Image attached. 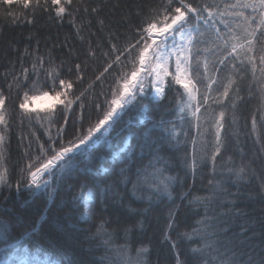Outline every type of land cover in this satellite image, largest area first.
Returning <instances> with one entry per match:
<instances>
[{
	"label": "trees",
	"instance_id": "obj_1",
	"mask_svg": "<svg viewBox=\"0 0 264 264\" xmlns=\"http://www.w3.org/2000/svg\"><path fill=\"white\" fill-rule=\"evenodd\" d=\"M230 2L232 0H194L197 4H219L221 8ZM47 3L50 11L37 9L34 15L29 14L28 18L32 23L21 18L18 23L13 24L0 18V88L5 89L7 93L11 75L6 80L3 74L19 72L20 57L27 49L31 55L24 57V66L30 65L33 55H43L45 60L51 57L57 65L64 61L65 70L77 62L82 63V66L86 63L83 81L76 83L75 91L79 94L90 84L95 83L94 88L87 92V103L89 100H95L102 89L108 92L109 86L113 83L115 72L106 73L101 81L95 80L108 62L103 53L111 51L112 43L123 47L134 36L133 25L139 23L136 17L138 6H143L147 11L149 6L159 3V0H76L72 7L73 15H65L62 20L56 17V6L51 0H47ZM93 7L97 8L96 13L91 12ZM244 11L246 15L250 14V10ZM73 17L75 26L71 22ZM101 19L104 21L103 26L99 23ZM224 19L231 21L235 18ZM217 27L221 35L228 31L219 20ZM256 37L258 64L256 77L259 78L258 61L260 53L264 52V28L257 31ZM89 42L94 48L98 46L97 55L85 61L83 53L88 49ZM218 43L222 50L223 41ZM199 47L201 79L197 87L200 94L206 95L209 78L213 77L215 80L208 90L210 95L207 103H201L203 106L198 113L199 121L185 107L188 98L184 95V89L178 85L172 84L160 102H154L150 98L151 89H148L149 94L140 101V104L149 107L148 115L152 121L163 119L164 126H171L169 123L171 122L180 132L178 140L171 143L167 140L163 142L159 155L167 164L162 161L156 165L157 168L163 169L161 178L176 177L169 188L171 199L167 194L153 193L150 201L138 200L129 192L132 188L131 183L127 186L123 184L116 186L113 181L117 177L104 171L108 169L111 172L113 165L116 171H119L123 165L117 163L118 157L114 159V155L124 146L130 134L131 144L136 145L151 126V122L145 124L139 122L141 115L139 106L126 111L121 121L115 125V131L109 134L110 142H102L92 150L93 160L89 166V175L96 178L98 188L103 189L109 185H112V188L105 203L96 201L91 218L87 221L80 217L83 209L72 205V194L79 191L78 188L74 189L72 194L66 190H58L51 201L42 190L32 193L21 186L17 191L19 170L24 162L25 146L28 144V140L21 137L29 136L32 132L39 135L42 140L47 137L39 125L30 127L27 121L22 125L14 114L10 117V128L5 134L4 154L7 157L6 167L9 169L11 187L0 186V227L7 225L9 238L7 242L0 241V262L7 260L8 264H18L22 260L29 262L33 257H37L57 264H116L112 248L104 244L107 236L94 235L97 225L103 222V227L109 233L120 229L115 239L117 245L124 244L123 228H129L131 255H136L137 247L141 245L147 247L149 251L144 255L146 264H177V256L185 264H222L223 259L233 254L231 251L226 252V249L233 248L237 249L235 251L237 264H246L249 257L253 259L254 264H260L264 259V195L260 193L259 182L254 181L251 185L237 187L227 178V173L219 165L213 173L211 163L201 157L204 155L202 151L204 144L209 145L208 154L211 153V145L215 140V128L211 125L223 111L225 118L221 135L227 143L224 158L233 156L235 162L239 164L242 158H255L259 153L261 159H264V153L260 151L261 144L257 143V135L252 134L253 118L257 122V134L264 125L262 94L264 90L254 79L251 66L240 64L232 57L224 64H220L219 51L209 54L203 49L211 45L201 44ZM205 60L209 68L207 76L203 74ZM127 70L131 71V65ZM230 78L235 83L229 90L230 96L224 97V85ZM72 79L75 80V77ZM102 100L101 96L100 101ZM180 108L185 109L183 113L179 111ZM11 110L10 102L9 111ZM87 112L86 107L85 113ZM129 120L132 121L131 124L128 123ZM197 124L200 125L199 128ZM2 130L3 126H0V131ZM52 135H56L55 128L52 129ZM159 135L160 132L152 133L153 138ZM194 137L197 140L195 155L198 160L195 179L183 163L185 157L189 160L192 158ZM33 146L35 147L34 139ZM155 147L156 145H152L153 149ZM136 152L138 156L141 155L138 147ZM151 159V149L145 147L141 163L147 165ZM85 160L86 156L79 157V161ZM82 167L83 165L81 169ZM255 167L259 168V164L257 163ZM135 171L136 166H133V173ZM148 171L151 172L152 169L149 168ZM52 187L66 189L67 186H58L53 181ZM224 189L235 195L225 196ZM150 192L151 190L144 186L143 191L137 195L146 197ZM149 205L151 210L146 216L129 215V207L141 210L148 208ZM237 211L241 215H236ZM169 212L175 214L172 229H168ZM137 221L142 222V229L137 225ZM241 226L247 229L243 236L240 235ZM224 228L228 231L225 232ZM193 229L199 231L194 232ZM165 231L170 233L169 241L164 240ZM184 233H188L190 239L186 238ZM241 241L244 242L243 247H239ZM173 242L176 245L175 249L172 248ZM191 249H202V252L194 258ZM241 253H244L242 260Z\"/></svg>",
	"mask_w": 264,
	"mask_h": 264
},
{
	"label": "snow or ice",
	"instance_id": "obj_2",
	"mask_svg": "<svg viewBox=\"0 0 264 264\" xmlns=\"http://www.w3.org/2000/svg\"><path fill=\"white\" fill-rule=\"evenodd\" d=\"M55 5V15L63 19L65 15L72 16V7L76 0H51ZM50 11L47 0H0V18L9 20L11 23H18L21 18L32 23L29 14H35V11ZM78 10V9H77ZM244 10H250V14H245ZM85 11H88L85 9ZM91 12L96 13L97 8L93 7ZM136 17L139 23L133 25L134 36L129 39L123 47L117 44H111V51L103 53L108 58V62L103 72L95 77L96 81H101L105 74L113 75V83L109 86L108 92L103 89L97 95L95 100H89L86 103V95L89 89L94 88L95 83L90 84L87 89L75 91L77 82L83 81V73L87 64L75 63L65 70L64 61L57 65L51 57L45 60L43 55H33L30 65L24 66V57L31 55L25 49L21 55V68L18 73L12 74L5 72L4 78L7 80L11 75V80L7 84V93L5 89L0 88V186L9 184V169L6 167L7 157L5 156V139L6 133L10 128V117L14 114L23 125L27 121L30 127L39 125L44 129V136L47 139H41L39 135L32 132L29 136L21 137L27 139L28 144L25 146L24 162L20 166V178L17 180V191L23 186L32 193L43 190L47 193L49 200H53L58 190H66L69 194L78 188L79 191L72 194V205L75 208H82L80 213L81 219L87 221L91 218L92 209L99 200L101 203L106 202L108 192L112 185L103 189L98 188L96 178L89 175L90 164L93 160L92 150L102 142H110L109 134L115 131V125L121 121L124 114L131 107L139 106L141 124L151 122V126L145 131L143 137L139 138L136 145L131 144V134L114 155L117 163L123 165L116 171L115 165L112 171H104L108 175H115L116 180L113 184L127 186L132 184L129 192L138 200H151L152 194H167L171 199L169 191L170 184L176 177H162L163 169L157 168V163L164 160L159 153L162 151V145L165 140L171 143L178 140L180 132L175 124L164 126L163 119L152 121L148 115L150 109L147 105L140 104V101L148 95V89L157 101L164 99L167 89L172 85H179L184 89V95L187 96L188 102L185 107L196 117L197 121L200 116L201 107L197 106L193 111L191 101L196 99V93L199 92L197 87L201 79L199 71L200 45L207 44L211 47L203 49L209 54L214 51L220 52L219 63L224 64L229 57L238 60L240 64L251 66L254 79L257 80L260 88L264 90V52L259 55V72L260 77H256L258 68L256 54V33L264 28V0H232L225 3L221 8L219 4L194 3V0H159L145 11L143 6H138ZM224 17L235 18L231 21L225 20ZM217 20L228 30L226 34L221 35L217 27ZM75 26L74 17L71 21ZM104 25V21H99ZM255 24V26H254ZM239 30V31H237ZM78 34L80 29L77 30ZM83 40V37H81ZM223 41V49L218 43ZM97 47H93L89 42L88 49L83 53L85 61L97 55ZM114 56V59L112 57ZM123 58V62H122ZM79 59V57H77ZM131 65V71L127 70ZM204 76H207L209 68L205 60L203 64ZM75 77V80L72 77ZM215 83L213 78H209L208 87L211 89ZM235 82L230 78L224 85V97L230 96V88ZM14 92V95H13ZM51 97L57 101L48 108L35 109L29 105L38 97ZM264 94V93H262ZM103 97L102 102L100 97ZM208 96H204L207 103ZM12 103V110L9 111V104ZM77 107L79 111L77 112ZM88 108L87 114L85 113ZM235 107V103H233ZM180 108V112H184ZM74 116V118H73ZM225 112L221 111L211 125L215 128V140L211 145V153L208 154V144L202 145L205 159L211 163V170L215 173L217 165L227 173V178L236 184L237 187L251 185L254 181L259 182L260 193L264 195V159H261L258 153L255 158H242L237 164L233 156L224 158L227 151V143L222 138L221 130L224 129ZM132 123L131 120L128 122ZM256 119L253 118L252 134L257 135V143L261 144V153H264V125L257 134ZM164 126V127H162ZM199 128L200 125L197 124ZM55 128L56 135H52V129ZM70 129V130H69ZM153 132H160V135L153 138ZM35 140V147L33 146ZM197 140H192L193 154L191 160L184 158L183 163L188 172L195 179L198 170V160L196 158ZM152 145H156L153 149ZM140 149L141 155H137L136 148ZM145 147L151 149L152 159L147 165L141 163L143 160V150ZM86 156L85 161H79V157ZM102 159V158H100ZM259 164V168L255 167ZM81 165H83L81 169ZM133 166L136 171L133 173ZM152 171L149 172L148 169ZM133 177H135L133 179ZM55 181L58 186L53 188L52 183ZM211 184L212 182L209 181ZM91 185V186H90ZM144 186H147L151 192L148 196L137 195L142 192ZM225 196L235 194L228 193L224 189ZM123 200V197L120 198ZM199 199V198H197ZM63 203V202H62ZM234 205V201L232 202ZM72 205H69L71 207ZM223 206V205H222ZM151 210L148 208L134 210L130 207L128 212L130 216H146ZM236 215H241L237 211ZM174 212H169L168 229H172L175 223ZM142 229L141 221L136 222ZM226 223V221L224 222ZM207 228V225H205ZM225 232L227 228L223 229ZM120 229L109 233L103 222L97 225V231L94 235H105L107 239L105 245L112 248L116 264H146L144 255L149 249L143 245L136 248V255H131L130 240L128 239L130 229L123 228L124 244H115V239ZM194 232L199 229H193ZM247 229L241 226L240 235H245ZM186 238L190 239L188 233H184ZM165 241L170 240L169 231L163 233ZM9 238V229L7 225L0 227V241L7 242ZM241 241L239 247H243ZM176 245L173 242L172 248ZM237 249H226L233 254L222 260V264H237L235 251ZM254 249H250L253 251ZM193 257H197L202 249H191ZM244 253H241V260ZM0 264H8L7 260ZM177 264H185L177 256ZM246 264H254L251 257ZM260 264H264V259Z\"/></svg>",
	"mask_w": 264,
	"mask_h": 264
},
{
	"label": "rangeland",
	"instance_id": "obj_3",
	"mask_svg": "<svg viewBox=\"0 0 264 264\" xmlns=\"http://www.w3.org/2000/svg\"><path fill=\"white\" fill-rule=\"evenodd\" d=\"M154 97V95H153ZM57 103L56 100H54L53 98L50 97H38L37 99H35L30 105V108H35L37 110L39 109H44V108H48L50 107L52 104Z\"/></svg>",
	"mask_w": 264,
	"mask_h": 264
}]
</instances>
